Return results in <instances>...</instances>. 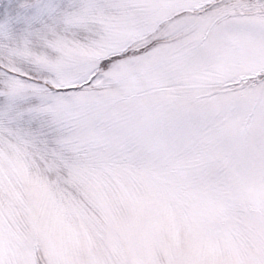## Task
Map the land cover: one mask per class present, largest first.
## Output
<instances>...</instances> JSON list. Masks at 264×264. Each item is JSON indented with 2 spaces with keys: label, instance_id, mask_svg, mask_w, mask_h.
Here are the masks:
<instances>
[{
  "label": "snow or ice",
  "instance_id": "obj_1",
  "mask_svg": "<svg viewBox=\"0 0 264 264\" xmlns=\"http://www.w3.org/2000/svg\"><path fill=\"white\" fill-rule=\"evenodd\" d=\"M0 264H264V0H0Z\"/></svg>",
  "mask_w": 264,
  "mask_h": 264
}]
</instances>
